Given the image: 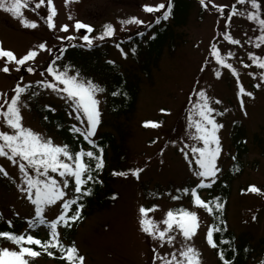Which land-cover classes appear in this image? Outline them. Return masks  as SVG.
I'll return each instance as SVG.
<instances>
[{"label":"rangeland","instance_id":"374dc122","mask_svg":"<svg viewBox=\"0 0 264 264\" xmlns=\"http://www.w3.org/2000/svg\"><path fill=\"white\" fill-rule=\"evenodd\" d=\"M167 1L67 0L66 3L65 0H53L56 9V15L53 17L55 29L47 27L46 5L39 9L34 8L38 0H32L28 8L22 9L24 19L37 22L38 27L35 29L22 27L19 18H14L10 13L0 10V42L5 49L13 50L19 57L39 43L46 42L47 48L52 50L51 53L47 49L39 51L35 61L28 62L36 66L37 70L33 73H29L26 66H21L19 71L13 70L7 74L0 71V92L7 93L10 98L13 94L11 90L17 83L32 82V90L38 95L30 97V92L22 95V99L28 104L27 108L22 109L23 124L46 137H51L56 144L67 143L55 126L44 122V114L40 108L51 105L56 109L54 114L62 113L67 121L77 124L78 122L68 115L69 109L62 99L50 90L38 87L35 81L51 79L44 69L56 55L61 58V53L74 45L90 48L85 46L80 37L84 34L94 38L99 37L104 26L111 24L115 29L114 35L104 40L94 39L92 46L100 45L102 48L108 46V55L105 59L114 61L127 79L138 86V98L136 107L130 114L115 118L105 107V91L97 94L100 100L101 123L93 139L97 141L103 132L113 133L125 150L122 170L142 168L143 171L139 179L131 174L127 177L112 174L114 180L110 182V186L119 193L117 200L113 205L88 215L77 227L74 239L80 254L85 256V264H152L153 247H156L161 255L170 253L174 248L178 250L185 243L178 232L175 233L173 245L165 243L160 247L158 241H152L139 231L137 223L139 206L150 208L153 204L159 207L148 215L157 221L161 228L165 225L159 222L165 218L167 211L176 205L196 211L199 227L196 235L188 243L200 251L202 264H221L216 251L206 241V232L211 223L209 213L193 203L190 192L183 193L184 188L191 189L199 182L198 178L193 176L195 164L190 167L188 163V159L193 161L195 159L191 156L190 149L188 159L179 151L183 144L195 143L190 141L185 133L189 131L186 128V117L191 108L189 97L191 96L194 102L196 99L194 90L198 88H204L209 97L221 101V104L213 105L218 111L228 109L223 116L216 117L217 122L223 127L218 131L221 152L217 158V166L221 171L217 173L213 188L225 176L234 155L238 152L234 137L245 139L248 150L242 158L245 161L244 170L232 181L227 220L229 229L238 237L248 238L255 249V261H249L247 264H261L264 261V248L260 244L261 238H264V81L259 79L262 69L258 64H253L248 55L252 52L264 59V44L256 48L254 41V37L259 35V25L255 21H249L246 16L232 15L233 6L237 9L251 10L250 5H240L237 0H211V3L205 0L208 4L207 8L202 7L199 0H189L191 4L188 7L185 24H175V19L168 18L172 28L164 45L143 50L137 59L131 56L126 47L120 45L123 52L127 53V56L123 55L116 45L124 42L129 35L140 34L155 21L157 16H162ZM260 2L261 14L264 16V0ZM161 3L165 4V9H160L158 12L147 13L143 10L145 4L155 6ZM213 5L224 6L223 14ZM69 16L72 18L69 19ZM132 17L144 23L139 25L121 23ZM228 17H231L228 33L241 41L239 45H231L223 39ZM77 20L90 25L93 31L91 33H88L87 29L84 33H81L82 29L76 31L74 25ZM65 24L69 26L67 32L60 30V26ZM63 36H75L76 39L71 41L57 39ZM250 39L254 42L249 43ZM212 43L217 44L222 55L226 56L228 51L235 53L232 57H228L227 62L232 63L236 68L239 82L245 90L254 93L253 98L243 97L244 108L240 107L236 95L237 77L232 75L230 70L216 65L209 56ZM206 61L210 63L204 71H200ZM245 65L249 66L245 67ZM2 67L3 61L0 60V68ZM9 67L13 68L14 65L10 64ZM218 67L221 71L220 78L214 75ZM41 72L44 74L41 75ZM91 74L92 80L104 89L105 83L107 88L111 87L109 79L112 82L116 80L113 76L106 77L99 70H93ZM20 77H23L22 81ZM81 77L90 79L84 75ZM257 83H261L260 88L254 87ZM118 84L116 83V89ZM161 109L165 111L162 112ZM146 121L155 122L158 126H145ZM0 130H8L2 122H0ZM174 140L178 141L175 145L171 143ZM72 143L75 145V150H79L80 147L87 150L91 147L82 137ZM196 146L201 145L196 144ZM113 154L110 149L108 164H112ZM0 165L9 174L8 177L0 175L2 219L11 220L12 223L18 221L22 232L38 231L40 237H47L49 230L44 226L28 228V221L34 215V207L16 187V183L20 182L18 166L4 157H0ZM250 186H256L261 191L253 193L249 190ZM70 190L71 183L69 195H71ZM208 191L209 188H204L201 196L209 198ZM177 194L181 197L173 199ZM59 203L46 208L45 215L48 219H54L59 215ZM17 213L19 215H16ZM253 216L256 217L255 220L252 219ZM58 231L62 236L60 225ZM5 247L18 250L9 243L0 245V248ZM29 264L59 263L34 257L30 258ZM235 264H241V260H236Z\"/></svg>","mask_w":264,"mask_h":264},{"label":"snow or ice","instance_id":"6c2138e0","mask_svg":"<svg viewBox=\"0 0 264 264\" xmlns=\"http://www.w3.org/2000/svg\"><path fill=\"white\" fill-rule=\"evenodd\" d=\"M67 3V0H65ZM202 7L207 8L208 4L205 0H199ZM32 0H0V10L10 13L14 18H19L22 27L35 29L38 27L36 21H28L23 18L22 9L28 8ZM211 3V0H209ZM240 5H250L248 8L237 9L232 7V15L246 16L249 21H255L259 25V35L254 37L255 47L260 48L264 44V16L261 14L262 4L260 0H237ZM47 7L48 14L45 17L47 27L55 29L56 25L53 22V17L56 15V9L53 5V0H38L34 8L39 9L41 6ZM217 11L221 14L224 12V6H215ZM172 2L169 0L167 9L162 16L155 18V23H159L161 19L167 20L171 14ZM160 9H165V4L161 3L155 6L143 5V10L147 13L158 12ZM72 17L69 16V19ZM231 22V17L226 19L225 30L223 32V39L228 41L231 45H239L241 41L233 38L228 33V27ZM122 24L135 23L137 25L144 23L136 17L121 21ZM75 30L87 29L88 33L93 31V28L80 21L75 22ZM67 24L61 25L60 30L68 31ZM115 29L111 24H106L104 30L99 37H91L89 34H84L80 39L85 46L91 47L94 39L104 40L112 37ZM58 40H74L75 36L57 37ZM249 40V43L254 42ZM116 47L123 52L120 44ZM51 49L47 48L46 42L39 43L36 47L30 48L23 55L17 57L15 52L10 49H5L0 42V60L3 61V67L0 71L9 73L10 71H19L21 66H26L29 73L35 72V64H28L34 62L38 56L39 51ZM135 48L132 49L134 53ZM235 55L232 51H228L227 55H222L216 43L210 45L209 56L215 61L219 67L230 70L231 74L237 77V98L241 108H244V96L249 98L254 97L252 91H246L239 82L238 73L232 63H228V57ZM253 64H258V67L264 69V59L256 56L254 53H248ZM60 59L56 55L44 69L51 79H42L35 81V84L43 89L50 90L55 93L64 104L67 105L68 115L73 117L77 123H73L69 131L74 136L82 137L91 147L87 150L80 147L79 150H72L67 143L56 144L51 137H46L42 133L33 130L31 127L23 124L22 109L27 108L28 104L22 99V95L30 92V97L37 96L38 93L32 90V82L17 83L11 90L12 95L9 98L7 93L0 92V122L8 130H0V157H4L11 161L13 165L18 166L20 174V182L16 183V187L20 194L34 207V215L28 221V228L35 229L44 226L48 229L49 238L42 241L30 233L16 234L12 231H0V238L19 246V250H10L9 248H0V264H29L30 258L40 255V251L35 250L30 245L39 246L48 256H54V252L50 249H58L60 258L66 261V264H85V256L80 254L79 249L75 243L65 246L60 239V232L58 226L62 225L65 228H71L73 223L83 219L81 215L82 209L85 207L81 202L84 197L93 194V187L89 185L102 184L103 181L98 179V174L104 167L103 147L97 145L95 136L98 125L101 123V112L99 109L100 100L97 94L103 93L105 89L91 79L81 77L79 71L71 72V66L64 65L62 68L56 62ZM114 64V61H109ZM208 61L202 65L200 71H204L208 66ZM243 63V61H241ZM14 65L10 68L9 65ZM249 65H245L248 67ZM219 67L214 72L217 78L221 77ZM44 72H41L43 75ZM21 81L23 77L19 78ZM259 79L264 81V71L260 72ZM198 84V82H196ZM255 88H260L261 83L254 85ZM31 90V91H30ZM195 101L189 97V108L186 117V128L189 130L185 134L192 144H183L179 151L185 156L189 157V149L194 161L188 159L189 166L194 163L195 169L193 176L198 178L199 182L195 187L184 188L183 192L191 193L192 201L195 205L206 209V211L213 216L222 213L224 203L221 202L220 197H214L212 200L202 199L198 194L200 188H211L217 179V173L221 170L217 166V158L221 152V143L218 136V131L223 127L221 123L217 122V116H223L228 111L224 108L223 111H218L213 105L221 104L219 99H213L207 95L204 88L194 90ZM120 93L113 92L116 96ZM127 95V93H123ZM48 111L55 112L56 109L51 105H44ZM161 111H165L161 109ZM247 113L245 112V115ZM47 121L48 117L45 116ZM79 125V126H78ZM151 125L157 127L158 124L152 121H146L145 126ZM57 127H61L57 125ZM154 142V141H153ZM174 145L178 141H172ZM200 144L201 146H196ZM87 158V159H86ZM235 159V157H233ZM162 162V161H161ZM142 168L129 169L122 172H113V175L127 177L129 174L139 179ZM0 175L8 177V172L0 165ZM71 183V195H69V185ZM249 190L253 193L261 190L256 186H250ZM115 200L116 194L111 197ZM173 199H179L174 196ZM59 203V215L54 219H48L45 215V210L48 206ZM73 206L75 208L73 209ZM159 206L153 204L150 208L140 205L138 208L137 223L139 231L144 233L152 241H158L159 246L164 244L173 245L175 242V233H179L185 243L180 248L173 249L170 253L161 255L157 252L156 247H153L152 264H202L201 253L191 243L192 237L196 235L199 227V219L196 211H190L186 208H179L175 210H168L165 218L159 222L165 225L161 228L157 221L149 217V212H154ZM71 213V214H69ZM16 215H19L18 213ZM256 219L255 216L252 217ZM9 227L12 221H7ZM223 226L211 225L206 232V241L212 248L218 249V244L214 240V232H220ZM225 243H228L225 241ZM29 245V246H25ZM218 256L222 264H232V261L225 257V253L218 249ZM264 264V261L261 262Z\"/></svg>","mask_w":264,"mask_h":264},{"label":"trees","instance_id":"16d2710c","mask_svg":"<svg viewBox=\"0 0 264 264\" xmlns=\"http://www.w3.org/2000/svg\"><path fill=\"white\" fill-rule=\"evenodd\" d=\"M168 2L169 0L167 1V5ZM171 2L173 7L169 17L175 19V24H185L188 18L187 12L188 7L191 4L190 1L171 0ZM202 11L203 10H201V12ZM168 20L169 19H161L159 23H155V21L151 22V24H149L144 30H142L140 34L129 35L128 37H126V40H124V42L122 41L120 43V45H122V47L124 48L126 47L130 51V54L134 59L140 57L143 50L146 51L157 45H164L169 37V31L172 28L171 22H169ZM148 31L150 32L148 33ZM148 34L149 36H147ZM133 48L136 49L134 53L132 52ZM108 49L109 48L107 45L103 48L100 45H94L90 48H85L81 45H74L68 47L63 53H61V58L57 60L56 63L60 65L61 68L64 65H69L71 66V70L79 71L82 76L84 75L90 77L91 80L93 78L91 71L93 70H99L100 73L104 74L106 77L113 76L116 80L112 82L109 79V81L111 82V87L107 88L106 83L104 84L106 94L104 103L105 107L108 108V112L116 118L121 115H128L135 109L138 98V86L132 83L131 80L127 79L126 75L120 70V67L116 63H109V61L105 59L108 55ZM262 71H264V69H262ZM116 83H119L117 89ZM113 92H118L120 94L113 96ZM123 93H127V95L125 96L123 95ZM40 111L43 112L44 117H48V120H44V122L46 124L55 126L60 136L63 137V139L69 144L70 148L75 151V145L72 142L79 140V136H74L69 131V128L73 123L67 121L62 113L54 114L53 112L46 110L44 106L40 108ZM57 125H60L61 127L58 128ZM237 132L238 130H236L235 133ZM234 139L236 140L238 152L234 155L235 159H233L231 166L227 169L225 176L222 177V180L220 182H218V185L215 184V188H209V198L206 199L201 196L204 188L198 189V194L202 199L205 200H212L214 197H220L221 202L224 203L222 213L216 216L209 214L211 218L210 226H223L222 231L214 232V240L218 244V249L222 250L225 253V257L231 260L232 264H235V261L239 259L241 260V264H247L249 261H255V249L249 242L248 238L243 236L238 237L233 230L229 229L227 220L228 201L231 193V184L232 181L243 172L245 161L242 158L245 154H247L248 150L245 139L243 137H234ZM96 143L98 146L103 147L104 149V167L98 174V179L103 181V183L89 185L93 187V194L91 196L84 197L81 201L85 205V207L81 211L83 219L73 223V226L71 228H65L60 225L62 227L63 234L62 236H60V239L65 246L70 245L72 242H74L76 245V241L74 238L77 227H79L84 222L88 215L95 212L96 210L105 209L113 205L119 196V193L110 186V182L114 180V176L112 175L114 171L117 173L124 171L122 170V162L125 159V150L123 149L122 144H119L117 142L116 136L111 132L101 133ZM110 149L114 153L112 156V164H108L107 161L108 151ZM113 194H116L117 198L115 200L111 198ZM177 196L181 197V195L179 194H177ZM74 208L75 206H73V209ZM179 208H184V206L176 205L172 208V210ZM0 231H12L16 234L30 233L35 237L41 239L42 241L49 238V235L43 238L40 237V233L38 231L35 233H31L30 230L22 232L21 224L18 221H14L11 227H9L7 221L3 220L1 215ZM225 241H227L228 243H225ZM8 243L12 244L19 250V246L6 240L5 238H0V245H7ZM260 244L264 248V238H261ZM30 246L35 250L40 251V255L37 257H41L46 260H54L59 264H66V261L60 258L61 254L58 249H50L54 252V256L50 257L39 246ZM213 249L216 251V254L218 256V249ZM218 259L222 264L219 256Z\"/></svg>","mask_w":264,"mask_h":264},{"label":"water","instance_id":"95a60500","mask_svg":"<svg viewBox=\"0 0 264 264\" xmlns=\"http://www.w3.org/2000/svg\"><path fill=\"white\" fill-rule=\"evenodd\" d=\"M86 31V29H82L81 32L84 33Z\"/></svg>","mask_w":264,"mask_h":264}]
</instances>
